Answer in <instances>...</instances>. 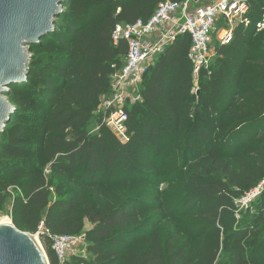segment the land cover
Segmentation results:
<instances>
[{
	"label": "trees",
	"instance_id": "obj_1",
	"mask_svg": "<svg viewBox=\"0 0 264 264\" xmlns=\"http://www.w3.org/2000/svg\"><path fill=\"white\" fill-rule=\"evenodd\" d=\"M163 1L65 0L68 41L56 42L55 30L31 46L54 38L6 95L16 111L0 134V210L14 200V225L40 233L51 264L60 263L42 223L80 235L87 221L96 224L85 233L94 259L71 264H264V190L237 204L264 181V31L239 26L199 95L191 39L179 37L145 76L143 103L128 110V144L96 116L128 52L126 41L114 44L115 27L148 21ZM250 4L255 24L264 0Z\"/></svg>",
	"mask_w": 264,
	"mask_h": 264
},
{
	"label": "built area",
	"instance_id": "obj_2",
	"mask_svg": "<svg viewBox=\"0 0 264 264\" xmlns=\"http://www.w3.org/2000/svg\"><path fill=\"white\" fill-rule=\"evenodd\" d=\"M198 2L165 0L148 21L140 19L115 27L112 34L114 44L126 41L128 45L125 66L116 69L111 76V92L101 96L96 114L102 120L101 125L110 129L120 143L131 141L128 110L143 103L145 76L179 37L188 35L191 39L188 60L192 67V93L198 94L202 75L210 71L217 57V48L230 45L239 26L255 25L257 32L264 31V13L254 24L250 16V0H214L203 5H197ZM263 190L264 181L246 196L245 201L251 202ZM40 229L52 240L60 264H69L74 257H86L88 242L85 233L53 235L45 231L43 223Z\"/></svg>",
	"mask_w": 264,
	"mask_h": 264
},
{
	"label": "water",
	"instance_id": "obj_3",
	"mask_svg": "<svg viewBox=\"0 0 264 264\" xmlns=\"http://www.w3.org/2000/svg\"><path fill=\"white\" fill-rule=\"evenodd\" d=\"M64 2L0 0V134L16 111L6 95L14 84L28 80L31 46L55 31ZM0 264L51 263L36 235L19 230L12 220L11 225H0Z\"/></svg>",
	"mask_w": 264,
	"mask_h": 264
},
{
	"label": "rangeland",
	"instance_id": "obj_4",
	"mask_svg": "<svg viewBox=\"0 0 264 264\" xmlns=\"http://www.w3.org/2000/svg\"><path fill=\"white\" fill-rule=\"evenodd\" d=\"M211 1H214V0H202L201 4H203V3H205V2H211ZM67 10H68V7H66V6L64 5V11H67ZM57 20H58V22H57V23H58V26L56 27V25H55V30H56L57 33H60V36L57 37L56 42H58L60 45H62V44H66V42L68 41L67 39H68V37H69V36H66V34H67L68 32L62 31L61 28H60V27H61V24H62V19L58 17ZM59 26H60V27H59ZM51 40H54V38H53V39H49L48 41H45V43H44V45H43L42 47L34 49V51L31 53V55H35L36 58L43 56L44 48H46V47L48 46V44L51 42ZM13 92L15 93V91H13ZM199 92H200V91H199ZM196 95H197V94H196ZM11 104H12V103H11ZM22 110L24 111L25 108L23 107ZM96 116L99 117V115H97V114H96ZM92 131H93V132H97V131H99V126L97 127V126L94 124V126H93V128H92ZM51 173H52V170L50 169V167H48V168L46 169V174H47V175H51ZM166 187H167V185H165V184H161L159 188H160V190H161V189H164V188H166ZM11 192L13 193V195H16L18 191H14V189L11 188ZM19 194H20V192H19ZM246 196H247V195H246ZM246 196L243 197V198H241V199H239V200L237 201V204H238V206H241V209H242L243 207L247 206L248 204H250V201H249V202H246V201H245ZM252 201H253V200H252ZM13 203H14V200H13V199L7 202L5 208L2 209V210H0V217H2V216H7V217H9V218L12 220V218H11V213H12V209H13ZM95 227H96V224H93V223L87 221V222L85 223L84 228H83V232H85V233L90 232V231L93 230ZM41 231H42V230H41ZM23 232H25V231H23ZM26 233H30V232H26ZM30 234L38 236V238H39V240H40V242H41L43 248L45 249V247H44V245H43V243H42V241H41V238H40L39 232H38L37 234H33V233H30ZM45 251H46V249H45ZM46 253H47V252H46ZM85 256H87L86 259H88V260H93V259H94L92 253H89V251H87V253H86ZM71 260H72V258L70 259L69 264H71Z\"/></svg>",
	"mask_w": 264,
	"mask_h": 264
},
{
	"label": "bare ground",
	"instance_id": "obj_5",
	"mask_svg": "<svg viewBox=\"0 0 264 264\" xmlns=\"http://www.w3.org/2000/svg\"><path fill=\"white\" fill-rule=\"evenodd\" d=\"M11 224H12V220L9 217L7 216L0 217V225H11ZM36 240H39L38 236H36Z\"/></svg>",
	"mask_w": 264,
	"mask_h": 264
},
{
	"label": "crops",
	"instance_id": "obj_6",
	"mask_svg": "<svg viewBox=\"0 0 264 264\" xmlns=\"http://www.w3.org/2000/svg\"><path fill=\"white\" fill-rule=\"evenodd\" d=\"M201 2H202V0H199V2H198L197 5L209 4V3L213 2V1H211V2H205V3H203V4H201Z\"/></svg>",
	"mask_w": 264,
	"mask_h": 264
}]
</instances>
